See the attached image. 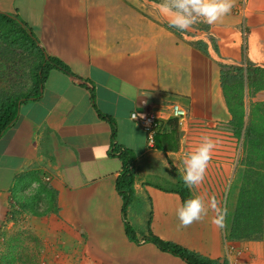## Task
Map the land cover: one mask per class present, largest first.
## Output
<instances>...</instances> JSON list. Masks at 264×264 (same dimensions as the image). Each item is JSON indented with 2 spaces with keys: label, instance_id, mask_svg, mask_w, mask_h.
<instances>
[{
  "label": "crops",
  "instance_id": "1",
  "mask_svg": "<svg viewBox=\"0 0 264 264\" xmlns=\"http://www.w3.org/2000/svg\"><path fill=\"white\" fill-rule=\"evenodd\" d=\"M161 3L0 0V14L29 28L46 60L68 69L52 64L38 95L21 104L16 123L0 137V237L5 231L7 246L17 244L22 264H187L147 242L151 235L214 261L230 256L231 264H264V199L259 222L234 241L247 168L243 135L233 129V83L222 76L237 67L264 69V0H247L245 16L236 11L242 0H234L221 21L184 33L171 29ZM174 105L188 115L181 128L169 112ZM244 105L246 123H258L264 90L246 88ZM146 113L163 117L162 149L150 148L147 132L132 119ZM176 127L186 131L185 146ZM203 135L218 143L203 183L189 189L182 161ZM125 160L134 171L126 213L117 190ZM19 183L36 215H25L28 232L9 221ZM182 184L192 197L217 198L227 209L224 229L211 223L212 212L180 226ZM36 185L44 189L40 196Z\"/></svg>",
  "mask_w": 264,
  "mask_h": 264
},
{
  "label": "trees",
  "instance_id": "2",
  "mask_svg": "<svg viewBox=\"0 0 264 264\" xmlns=\"http://www.w3.org/2000/svg\"><path fill=\"white\" fill-rule=\"evenodd\" d=\"M171 29L179 33L176 29ZM0 47H5L6 50L9 49L11 51H21L32 54L39 60L36 67L35 87L32 94L0 97V137H2L4 133L16 123L21 104L38 95V88L41 83H43L45 74L49 71L50 66L54 64L58 67H62L65 71H68V69L64 65L57 62L54 63L50 58L46 60L44 50L40 48L38 40L34 34L30 32L29 28L3 14H0ZM199 49L207 54V47L205 45L202 44L199 46ZM223 68L225 69L227 67L223 66ZM222 76L226 83H233L234 93L232 99H234L235 105L233 129L238 138H241L242 135L244 138V152L246 157L242 163L247 168L245 187L247 184L252 188L248 191L245 190V187L243 188L240 208L238 210L239 214L236 220L248 217L249 221L253 223L256 217H258L259 212L261 213L260 210H263L264 191L261 181L262 178H264V118H258V123H254L253 119L249 123H246L247 114L244 98L246 88L252 89L255 87V91L264 90V69L253 71L250 67L247 69L237 67L234 68V75L231 74L230 70L226 69ZM163 136L164 135H160L156 137V146L161 149L163 147L161 142ZM23 185L25 184L19 183L17 187ZM40 186L38 187L37 196H40L44 190ZM133 186L134 171L131 168V160H125L124 173L119 177L117 183V190L124 199V213L127 212L128 207L133 201ZM180 195L184 201L192 197L189 189H186L183 184ZM35 201L38 202L37 200ZM255 202H258L257 206L254 205ZM44 207H48L45 202ZM50 212L51 211L48 209L47 213ZM241 215L243 217H241ZM238 228L239 224L234 222V241L242 239L241 234L237 232ZM126 229L128 237L132 241L138 242L133 228L127 225ZM145 240L153 243L161 251L181 258L187 264H229L228 260L214 261L174 243L164 242L153 235Z\"/></svg>",
  "mask_w": 264,
  "mask_h": 264
},
{
  "label": "clouds",
  "instance_id": "3",
  "mask_svg": "<svg viewBox=\"0 0 264 264\" xmlns=\"http://www.w3.org/2000/svg\"><path fill=\"white\" fill-rule=\"evenodd\" d=\"M233 7L234 0H162L160 11L167 18L171 28L184 33L199 23L216 24L230 14ZM217 143L210 136L203 135L201 142L185 155L181 178L189 189L203 183ZM209 212L213 213L211 223L217 229H224L227 209L220 206L215 196L208 198L207 202L205 196L190 197L177 208L176 215L180 226L186 228L202 221ZM228 259L231 264V257L229 256Z\"/></svg>",
  "mask_w": 264,
  "mask_h": 264
},
{
  "label": "rangeland",
  "instance_id": "4",
  "mask_svg": "<svg viewBox=\"0 0 264 264\" xmlns=\"http://www.w3.org/2000/svg\"><path fill=\"white\" fill-rule=\"evenodd\" d=\"M38 62L39 60L35 55L24 53L21 51H11L9 49L6 50L5 47H0V97L11 96V95L21 96V95L31 94L35 87V73ZM178 126L179 128H181L180 125ZM174 131L175 130L168 132L167 137L169 138V140H172L174 137L176 138V135L178 133L180 141L181 138L183 137L182 143H184V139L186 137V131H181L180 129H177L176 134ZM185 145L186 143H184V146ZM242 153L245 155L244 150H242ZM244 155L242 158L243 161L245 159ZM243 161H241V164H243L242 163ZM242 181L243 182H242L240 195H242V190L245 187V181H246L245 176L242 177ZM40 185L45 186L44 182H42ZM19 187H17L16 190H18ZM36 187L38 188L39 185H36ZM229 189L230 188L228 186L226 188L227 194ZM251 189L252 188H250L246 184L245 190L248 191ZM14 196L15 199L12 201V209L14 210H12L11 213L12 218H10L9 221H13L14 223H16V226L19 227L25 224V223L23 224V222L25 221L26 214L32 215L28 212V205L25 197V185L21 186L18 192H16ZM254 205L257 206L258 202H255ZM238 210L235 213L234 222H237L240 227L237 229V232L243 235V232L247 230H251L253 226H255L259 222V214L258 217H256L255 221L251 223L248 217H243L242 215H241V217H243L242 219L236 220L239 214ZM54 212L55 211L53 208L51 213L53 214ZM48 215H50V213H46L40 216L45 217ZM32 216L36 217V215H32ZM27 224L28 222H26V224L23 227H21L20 230L22 229L23 232H28V229L24 230V227L27 226ZM4 228H6V226H4ZM7 242L8 240L6 241V233L4 231V233H1V237H0V264H22L23 263L22 256H17V252H16V250L18 249L17 244L15 247L14 244L11 247H9L7 246Z\"/></svg>",
  "mask_w": 264,
  "mask_h": 264
},
{
  "label": "built area",
  "instance_id": "5",
  "mask_svg": "<svg viewBox=\"0 0 264 264\" xmlns=\"http://www.w3.org/2000/svg\"><path fill=\"white\" fill-rule=\"evenodd\" d=\"M247 0H242L241 5L236 9L240 14L245 16ZM246 33H244L245 35ZM170 115L178 120L179 125H183L187 121V112L179 105H174L169 108ZM135 117V118H134ZM132 119L137 121L140 126L148 134V145L150 148H155L157 135L163 134L165 130L163 117L154 115L153 113L133 114Z\"/></svg>",
  "mask_w": 264,
  "mask_h": 264
}]
</instances>
